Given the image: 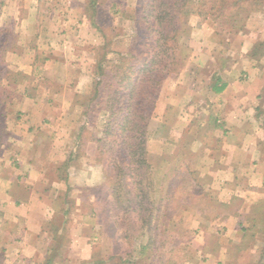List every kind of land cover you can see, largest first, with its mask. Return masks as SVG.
<instances>
[{"label": "crops", "instance_id": "1", "mask_svg": "<svg viewBox=\"0 0 264 264\" xmlns=\"http://www.w3.org/2000/svg\"><path fill=\"white\" fill-rule=\"evenodd\" d=\"M88 1L0 0L2 18L15 27L21 26L24 39L27 34H35L36 41L43 43L31 55L29 71L38 74V85L31 89L26 84L20 100L11 99L4 113L7 134L0 144V264L109 262L96 253L95 235L100 224L93 207L98 197L91 188L101 183V179L94 178L93 182L84 177L86 164L77 162L65 165L68 172L63 178L57 173L63 170L64 164L57 162L60 157L54 156L56 141L61 137L71 140L69 144L73 139H83L81 145L63 151L68 155L85 154L93 158L98 149V136L94 131L87 132L90 116L85 112L89 103L82 99L88 88L93 87L92 64L96 58L93 48L102 43L100 34L93 29L97 21L88 12L94 6ZM135 8L136 4L126 0L122 8L128 12L122 14L126 23L133 21L128 14ZM119 18L118 14L113 15L114 21ZM57 27L58 33L53 32ZM72 32L77 37L71 36ZM125 34L128 36L127 31ZM83 44L88 62H80L82 52L77 49ZM40 49L46 53H39ZM253 73L249 80L229 75L221 91L213 85L210 87L214 120L224 128L210 131L209 135L221 146L224 143V147L218 153L220 147L216 150L215 144L202 146L197 157H207L208 163L203 168L195 165L193 170L199 177L210 174L207 184L217 200L226 206L238 201L241 207L216 216L226 220L225 227L211 233L197 228L199 244L191 264H264V220L252 205L264 200V142L256 125L260 121L264 123V100L260 96L259 79ZM190 92V89L184 90L182 98ZM186 103V99L175 96V105L186 107ZM165 114L172 121L188 116L187 110L174 117L173 113ZM159 122V126L168 123L164 119ZM183 124H177L174 135L170 133L168 138L175 141L183 137L187 130ZM48 139H52L51 149H47L44 141ZM42 152L45 154L36 155ZM86 170L94 173V177L97 174L90 171L93 170L90 164ZM193 212L201 222L203 214ZM212 234L214 240L210 241ZM202 255L204 259L199 261Z\"/></svg>", "mask_w": 264, "mask_h": 264}, {"label": "rangeland", "instance_id": "2", "mask_svg": "<svg viewBox=\"0 0 264 264\" xmlns=\"http://www.w3.org/2000/svg\"><path fill=\"white\" fill-rule=\"evenodd\" d=\"M129 1L134 4L138 2V0ZM194 1L197 4L201 0ZM241 3L253 6V10L248 15L246 14L248 18L245 26L238 31H232L230 17L216 19L212 16L203 17L197 11L185 15L186 23H183L181 27L183 32L181 50L183 52L178 53L182 56L181 65L164 79L162 88L156 97L155 106L152 107V118L147 125L146 157L150 167L142 175L126 172V176H123L122 180L125 185L123 192L115 189L114 185L118 180L113 177V172L115 171V175L117 173V164L121 162L117 157V146L113 143L114 137L119 135L120 130L113 131V125H111L109 134L105 133L109 123L107 118L110 114L109 106L107 108L105 100L102 107H97L99 111L94 121L95 110L87 106L85 112L90 116L88 125L90 130L87 132L94 131L99 138L95 157L63 153V151L72 150L81 145L82 138L73 139L72 144H69L71 140L62 139L63 137L56 141L54 156L60 157L57 162L64 164L63 170L58 171L60 173L57 175L65 178L68 172L66 166L69 163L73 165L77 162L80 165L86 164V169L89 164L92 165L93 170L90 171L97 173L94 177V173L90 174L84 169V177L91 178L93 182L94 178L101 179V183L96 184L95 188H91V192H94L98 197L93 207L97 210L95 218L100 224L95 235V238H98L95 240L97 241L96 253L98 257L108 258L107 264H148V257L152 251L143 256L141 247L148 241L150 231L148 225L138 221L139 214H153V225L155 224L161 233L155 242L158 245V258H161L162 253L167 259L171 258L168 264L175 262L191 264L199 244L200 236L197 235V228L202 232L209 231L211 233L212 230L225 227L226 220L216 216L233 212L241 207V203L238 201L226 206L217 200L215 192H212L213 190L207 184L210 174L199 177V174L193 170L195 165L203 168L208 163L207 157H197L198 153L202 151V146L207 147L206 143L211 146L215 144L216 150L219 146L218 153L224 147V143L221 146V143H217L215 138L204 135L205 128L214 131L224 128L221 122H217V125L214 124L216 116H213L215 114L211 108L213 102L211 85L218 80L221 85V82L229 75L232 78L240 77L243 80H249L253 72L254 77H258L260 86L264 81V5L256 8V5L260 3L259 0H244ZM96 4L99 5L97 9L91 7L88 10L93 21H97L94 23L93 29H96L100 34V40H102L100 46L93 48L96 57L95 63L92 64L94 66L93 87L96 82H99L100 85H105L110 80L112 82L113 70L123 69L122 65L125 63L123 55L132 57L128 49L132 36L136 33L134 20L127 24L123 20L125 17L121 12L118 13L120 18L114 21L113 0H97ZM216 5L218 8L225 6L220 1ZM125 13L128 12L125 11ZM8 22L9 20L2 18V12H0V121L2 122L4 121L3 113L7 112L6 104L13 98L20 100L19 95L24 94L23 89L26 84L30 85L31 89L37 84L38 74L34 71L32 74L29 73L33 58L31 55L38 50L39 46L42 48L43 45L36 41L35 34H27L24 39L21 35V32L24 31L23 28L15 27L13 23ZM58 30L57 27L53 32L58 33ZM85 33V31L82 32V34ZM70 35L77 37L75 32ZM28 37L32 39H28ZM256 49H258L257 55H252ZM40 51L46 53L41 49L39 53ZM77 51L82 52L80 62L89 61L84 57V44ZM42 57L45 58V56ZM88 67L89 65L86 66V68ZM101 75H104L105 80ZM113 85L116 84L113 83ZM106 86L105 93L110 92V87ZM93 87L88 88L82 97L89 104L91 100L93 101ZM187 89H190V94H186L185 98H182V92ZM31 93H33L32 90ZM108 94L102 93L100 97L106 99ZM175 96H178L179 99H186L188 102L185 104L186 107L175 105ZM185 110H187L188 116L185 115L184 119L178 121H172L170 116L163 115L165 112L173 113L174 117ZM70 113L72 114V112ZM262 116L264 119V111ZM159 119H164L166 123L168 122L167 125L159 126ZM2 122H0L1 140L3 135L7 134V129L4 128L5 122ZM182 122L184 123L183 127L185 125L187 129L183 137L175 141L174 138L169 139L168 135L172 133L171 136H173L176 125L182 124ZM256 125L263 135L264 142V123L260 121ZM7 126L8 124H6ZM44 141L47 149H51L52 139ZM204 142L206 143L204 144ZM44 154L45 152L36 155ZM39 162L36 160V163ZM191 170L195 171V175L190 173ZM136 180L137 182H135ZM139 181L140 183H138ZM169 188H172L171 193H169ZM117 191L121 194L116 195ZM142 199L145 205L148 201H152L153 209L148 211L137 208L133 212L132 207ZM261 203L263 200L256 201L252 205H257V210H260V207H264ZM195 210L197 213L203 214L201 222L199 217H195V212H193ZM241 220L245 221L246 219ZM229 226L231 225L229 224ZM193 231H197V233L195 234ZM210 236V241H213V234ZM163 240L165 241L163 242ZM161 244L163 246L159 247ZM198 259L200 261L204 259V256L202 255Z\"/></svg>", "mask_w": 264, "mask_h": 264}, {"label": "trees", "instance_id": "3", "mask_svg": "<svg viewBox=\"0 0 264 264\" xmlns=\"http://www.w3.org/2000/svg\"><path fill=\"white\" fill-rule=\"evenodd\" d=\"M96 1L89 0V4L93 5L94 9H97ZM218 1L225 6L218 8L216 5ZM241 1L244 0H201L196 4L194 0H138L135 10L128 14L136 25V33L132 36L128 49L132 57L123 55L125 60L122 65L123 69L113 70L112 82L110 80L105 85H100L99 82L94 84L93 101L91 100L88 105L90 109L95 110L94 121L99 111L97 107H102L105 100L107 108L109 106L110 109L107 118L108 128L105 129V133L109 134L111 125H113V131L120 130L119 135L113 139V143L117 146V157L121 161L117 164L116 175L113 170V177L118 180L114 185L116 190L123 192L125 185L122 180L123 176H126V172L142 175L150 167L146 157L147 125L152 118V107L155 106L156 97L162 88L164 79L181 65L182 56L178 53L183 52L181 50L183 47L181 27L183 23H186L185 15L197 11L203 17L212 16L215 19L230 17L232 31H238L245 26L248 18L246 14L248 15L253 10V6H246ZM259 2L256 8L264 5V0H259ZM125 3L126 0H113V15L119 12L126 14L122 10ZM117 6L119 9H116ZM257 51L258 49L253 51L252 55H257ZM101 76L105 80L104 75ZM219 82L220 80L213 83V87L217 91L223 90L226 86L225 82H221V85ZM113 83L116 85L114 86ZM101 84H103L102 81ZM106 85L110 87V92H107L109 94L106 99H102L103 97H100L102 93L107 94L105 93ZM261 87L260 96L264 100V81ZM214 124L218 123L214 122ZM207 129L205 128L204 135L210 137L209 132H214V130ZM190 173L195 175V171L191 170ZM168 190L171 193L172 188ZM119 191L116 195L121 194ZM128 201L130 202V200ZM261 204L264 206V200ZM256 206L253 209L261 213V220H264V207L259 206L260 210H257ZM137 208L151 211L153 202L148 201L145 205L142 199L136 202L132 211L135 212ZM138 221L149 226L148 241L141 247L143 256L152 251L148 257V264H168L171 258L167 259L162 253L161 258L157 257L158 245L155 242L161 233L157 226L153 225V214H139Z\"/></svg>", "mask_w": 264, "mask_h": 264}]
</instances>
